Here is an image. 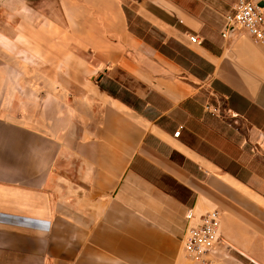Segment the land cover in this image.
Wrapping results in <instances>:
<instances>
[{"label":"crops","instance_id":"1","mask_svg":"<svg viewBox=\"0 0 264 264\" xmlns=\"http://www.w3.org/2000/svg\"><path fill=\"white\" fill-rule=\"evenodd\" d=\"M237 2L0 0V49L38 45L47 82L38 112L0 104V264H198L188 209L221 214L207 264H264V43L222 36Z\"/></svg>","mask_w":264,"mask_h":264},{"label":"built area","instance_id":"2","mask_svg":"<svg viewBox=\"0 0 264 264\" xmlns=\"http://www.w3.org/2000/svg\"><path fill=\"white\" fill-rule=\"evenodd\" d=\"M223 37L232 30H245L256 41L264 43V0H238L232 12L225 15ZM192 43H198L191 36ZM183 127L175 133L178 137ZM187 226L183 237L186 256L195 263L207 264L211 253L221 243V214L217 209L197 215L193 209L186 211Z\"/></svg>","mask_w":264,"mask_h":264},{"label":"rangeland","instance_id":"3","mask_svg":"<svg viewBox=\"0 0 264 264\" xmlns=\"http://www.w3.org/2000/svg\"><path fill=\"white\" fill-rule=\"evenodd\" d=\"M39 1L30 0V5L37 7ZM0 17L2 20L9 18L4 8L1 9ZM42 18L39 15L34 19ZM33 50L34 57L42 55L38 45H34ZM16 55L18 58L0 49V104L7 113L15 114L23 110L38 112L41 105L44 106V87H47L44 80V59L25 58L23 49H17Z\"/></svg>","mask_w":264,"mask_h":264}]
</instances>
